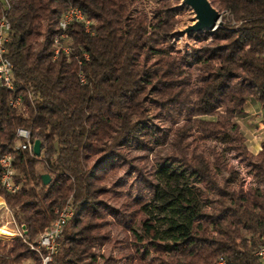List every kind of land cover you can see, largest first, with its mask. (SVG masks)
I'll return each instance as SVG.
<instances>
[{"label": "trees", "instance_id": "1", "mask_svg": "<svg viewBox=\"0 0 264 264\" xmlns=\"http://www.w3.org/2000/svg\"><path fill=\"white\" fill-rule=\"evenodd\" d=\"M138 1L0 0V16L5 12L9 23L4 55L13 86L0 85V154H11L18 185L14 191L4 187L0 165V195L23 235L0 237V264H22L28 257L40 264L29 244L66 202L74 215L47 264H217L219 257L225 264H263L254 252L264 242V138L255 153L248 150L234 118L255 104L264 126V0H211L227 19L197 32L211 41L187 53L169 46L172 8L162 4L149 20L143 9L130 8ZM69 6L90 18V30L70 22V53L53 56ZM149 93L158 96V111H177L187 121L171 131L179 154L159 157L152 180H144L147 196L137 195L136 207L126 204V212L99 198L101 179L121 146L168 139L170 132L146 117ZM12 95L20 97L18 106L8 103ZM219 107L223 115L203 118ZM19 127L29 130L32 141L41 140L39 155L17 146ZM192 127L242 153L257 183L233 186L236 172L220 164V152L215 170L207 157L188 156L184 137ZM43 173L50 176L47 183ZM107 211L134 236V254L124 261L93 250L106 239L101 229ZM128 216H138L136 228ZM6 239L13 242L3 244Z\"/></svg>", "mask_w": 264, "mask_h": 264}, {"label": "rangeland", "instance_id": "2", "mask_svg": "<svg viewBox=\"0 0 264 264\" xmlns=\"http://www.w3.org/2000/svg\"><path fill=\"white\" fill-rule=\"evenodd\" d=\"M162 4L172 8V26L169 31L168 42L169 46L173 48L175 52L187 53L193 48L201 49L202 46L210 43L211 37L200 39V37L196 35L197 32H177L192 22L193 17L190 8L186 5H181L179 0H140L136 3H132L130 8L132 11L135 9H143L150 20L154 16L155 10ZM213 5L220 11L221 15H226V11L221 9L217 2H213ZM221 15V21L227 19V17L224 18ZM191 70L193 72L191 84H194L193 86L195 87L197 82L193 83V79L197 77L198 69L196 66H193ZM149 97L151 99L145 104L146 117L150 123L159 126L160 130L170 132L168 139L163 143H156L158 141L150 139V141H145V143L148 144L145 147H137L136 143L121 146L118 149L119 154L113 159L111 164H108L101 179L102 184L105 186V191L99 195V198L107 202L113 208L127 210L126 212L129 211V209H126V204H132V207H136V205H133L136 196L139 194L146 195L148 193L144 180L145 178L152 180L153 172L159 157L169 155L173 152L179 154L181 151L179 147L176 146L171 131L176 126H182L187 119H184V116L177 113V111H173V115H169L164 109L158 111L154 102V100L158 99V96L149 93ZM224 113L223 107H219L213 114L204 115L203 118L212 120L220 117ZM261 116V111L255 104L247 103L244 113L234 118V120L239 122L240 129L245 135L248 150L254 153L260 141L264 138V126L261 122ZM201 136L202 135L196 127L186 130L184 142L187 143L185 151L188 156L192 154H201L207 157L212 170H215L214 155L215 152H220L222 153V156H220V164H224L226 169H234L236 172V180L233 186H242L245 189L257 183V178L247 163L248 159L244 157L242 153H238L235 149L229 148L221 140L213 137ZM145 138L147 139L148 136ZM18 143L17 141V144ZM222 171L223 174L226 175V170L222 169ZM69 205L72 213L69 215L68 220L74 215L73 206L69 202L61 205ZM104 220L101 231L104 233L106 239L101 244H96L93 250L99 255H112L120 258V261L126 260L125 254H134L133 246L135 241L131 229L126 225L127 223L120 218L118 219L113 213H109V211L104 214ZM125 220H127L131 226L137 227L138 216H133V218L128 216ZM0 227L9 232H13L14 235L18 233L16 224L10 218L6 210L0 212ZM36 240L37 237L35 242L29 244V248L35 251H37ZM6 242L11 243L13 240L8 241V239H6L3 244ZM29 263L35 264L34 260L29 257L25 258L22 262V264Z\"/></svg>", "mask_w": 264, "mask_h": 264}, {"label": "built area", "instance_id": "3", "mask_svg": "<svg viewBox=\"0 0 264 264\" xmlns=\"http://www.w3.org/2000/svg\"><path fill=\"white\" fill-rule=\"evenodd\" d=\"M77 21L81 22L84 26L85 30H90L91 20L89 17L85 16L83 12H81L77 6H69L68 9L62 14L60 17L61 24V32L57 38V47L53 52V56H57V54L62 51L66 55L70 53V40L68 36V32L66 30L67 25L72 22ZM9 28V23L6 19L5 12H3V16L0 17V85L5 86L6 88L13 91V86L10 80V70H11V62L8 57L4 55L5 48L4 42L6 41V32ZM84 57H87L86 53H83ZM80 81H84L83 74L81 72L78 73ZM8 103L15 107L20 103L19 96H10L8 98ZM16 135L18 136V145L20 148L27 149L30 153L32 152V144L33 141L30 136V132L27 128L19 127L16 130ZM0 165L4 166V174L1 175V182L4 187L9 191H14L17 189L18 185L12 182V156L10 153L0 154ZM1 207L9 211L8 206L5 202H0ZM55 217L50 220L52 223V231H44V228L38 233L36 240V250L38 253H42L44 256V264H47L52 255L56 252L58 246V238L61 234L62 228L68 217L70 215L71 207H61L56 206L55 209ZM17 226V225H16ZM18 236L23 238L22 232L20 228H18ZM11 233V232H10ZM43 250V251H42ZM254 254L259 257V259L264 264V242L260 244L255 250ZM217 264H225L224 258L219 257Z\"/></svg>", "mask_w": 264, "mask_h": 264}, {"label": "water", "instance_id": "4", "mask_svg": "<svg viewBox=\"0 0 264 264\" xmlns=\"http://www.w3.org/2000/svg\"><path fill=\"white\" fill-rule=\"evenodd\" d=\"M181 5H186L193 13L192 22L177 32H200L202 30H213L222 23L220 20V11L212 4L210 0H179ZM41 150V140L35 138L32 144V152L39 155ZM42 182L47 183L50 180L48 173L41 174Z\"/></svg>", "mask_w": 264, "mask_h": 264}, {"label": "bare ground", "instance_id": "5", "mask_svg": "<svg viewBox=\"0 0 264 264\" xmlns=\"http://www.w3.org/2000/svg\"><path fill=\"white\" fill-rule=\"evenodd\" d=\"M79 10L81 11V9H79ZM2 16H3V14L0 17H2ZM59 27H60L59 28L60 31H59L58 34H56V36L54 37V40H53L56 45H57V38H58V36L60 35V32H61V24H60V21H59ZM0 78H1V71H0ZM1 166L4 168L3 165H1ZM3 174H4V172H3ZM61 207H68V206H61ZM71 213H72V211H70V214ZM44 231H52V223L48 227H46L44 229ZM11 233L9 231L3 229L2 227H0V236H2V237H10V236L14 235L13 232H11ZM40 256H41V264H44V256H43V254L40 253Z\"/></svg>", "mask_w": 264, "mask_h": 264}, {"label": "crops", "instance_id": "6", "mask_svg": "<svg viewBox=\"0 0 264 264\" xmlns=\"http://www.w3.org/2000/svg\"><path fill=\"white\" fill-rule=\"evenodd\" d=\"M259 146L257 147V150H258ZM256 150V151H257ZM0 202H4V198L0 195ZM4 209L2 207H0V211H3ZM14 234V233H13ZM2 237V236H0Z\"/></svg>", "mask_w": 264, "mask_h": 264}]
</instances>
